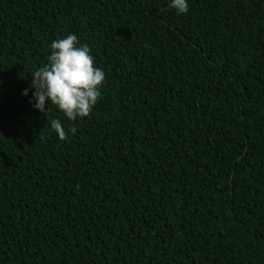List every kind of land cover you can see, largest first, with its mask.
<instances>
[{
    "label": "trees",
    "instance_id": "16d2710c",
    "mask_svg": "<svg viewBox=\"0 0 264 264\" xmlns=\"http://www.w3.org/2000/svg\"><path fill=\"white\" fill-rule=\"evenodd\" d=\"M188 5L0 0V264H264V0ZM69 34L105 73L75 120L32 96Z\"/></svg>",
    "mask_w": 264,
    "mask_h": 264
},
{
    "label": "clouds",
    "instance_id": "9594fccd",
    "mask_svg": "<svg viewBox=\"0 0 264 264\" xmlns=\"http://www.w3.org/2000/svg\"><path fill=\"white\" fill-rule=\"evenodd\" d=\"M168 7L184 14L189 9L188 0H168ZM50 47L47 62L31 74L34 108L46 113L55 105L69 120L86 117L100 98L103 69L95 65L89 47L80 45L75 34L52 40ZM23 94L27 95L28 90ZM50 127L60 139L65 138L60 120L53 119Z\"/></svg>",
    "mask_w": 264,
    "mask_h": 264
}]
</instances>
